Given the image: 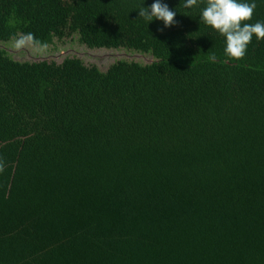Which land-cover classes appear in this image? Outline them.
Masks as SVG:
<instances>
[{
	"label": "trees",
	"instance_id": "16d2710c",
	"mask_svg": "<svg viewBox=\"0 0 264 264\" xmlns=\"http://www.w3.org/2000/svg\"><path fill=\"white\" fill-rule=\"evenodd\" d=\"M165 2L166 29L141 0H0V42L154 59L0 49V264H264V40L229 58L204 0Z\"/></svg>",
	"mask_w": 264,
	"mask_h": 264
},
{
	"label": "clouds",
	"instance_id": "9594fccd",
	"mask_svg": "<svg viewBox=\"0 0 264 264\" xmlns=\"http://www.w3.org/2000/svg\"><path fill=\"white\" fill-rule=\"evenodd\" d=\"M145 3L146 0H141L136 11L147 25L154 20L162 22L164 29L175 25L176 11L170 9L165 0H152L147 6ZM182 3L185 8H191L198 4V0H182ZM255 7L256 0H204L199 20L223 37L226 56L239 59L244 56L253 37L258 42L264 40V21L248 22ZM12 39L16 48L31 46L42 50L47 47L32 32L19 33ZM211 58L215 59V56Z\"/></svg>",
	"mask_w": 264,
	"mask_h": 264
},
{
	"label": "rangeland",
	"instance_id": "374dc122",
	"mask_svg": "<svg viewBox=\"0 0 264 264\" xmlns=\"http://www.w3.org/2000/svg\"><path fill=\"white\" fill-rule=\"evenodd\" d=\"M0 49L8 51L17 61H54L62 63L67 57H77L87 65L95 64L102 70H106L117 60L136 61L142 64H149L154 59L150 55L135 53L127 50H91L79 43L78 37L66 39L64 43H55V45L42 50L34 49L31 46L16 48L13 41L0 42Z\"/></svg>",
	"mask_w": 264,
	"mask_h": 264
}]
</instances>
